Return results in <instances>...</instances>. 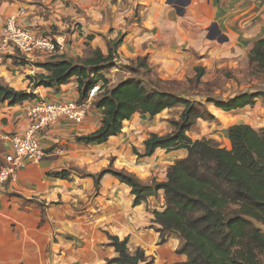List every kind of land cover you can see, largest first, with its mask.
Wrapping results in <instances>:
<instances>
[{
	"label": "crops",
	"instance_id": "0c3cea01",
	"mask_svg": "<svg viewBox=\"0 0 264 264\" xmlns=\"http://www.w3.org/2000/svg\"><path fill=\"white\" fill-rule=\"evenodd\" d=\"M64 4V0H34L30 3L4 0L0 5V26L9 17L18 16L24 8L26 15L20 19L24 25L41 32L50 26L63 27V21L56 19V7L61 8L59 13H65L68 7ZM138 4L143 12L141 25L126 23V26L115 28L108 37L115 39L122 31L124 38L119 54L123 60L145 55L154 61L174 59L178 64L177 70H180L185 62L188 63L185 51L192 47L204 61H209V65L228 63L232 66L240 64V61L246 64L254 42L264 37V0H137ZM102 38L98 36L95 45L107 53V43ZM14 50L2 46L0 33V53L7 56L5 66L0 68V82L17 90H25L29 81L12 64L16 57ZM81 51V48L78 52L72 50L69 55L80 56ZM39 57L45 61L46 56L43 55L26 59L31 63ZM33 66L35 69L32 70ZM27 67L34 74L46 71L33 64ZM33 92L39 98H80L76 78L58 89L40 86ZM261 99H257L253 107L234 111L249 113L242 120H258L254 113L257 108H262L264 112V99ZM25 104L26 101L10 105L8 101L0 100V136L25 132L29 128L30 120L23 107ZM209 109L218 121H222L224 113L233 112H223L215 105L214 109ZM163 113L157 116L162 117ZM157 116L148 118L150 122H155L156 119L160 120ZM141 117L137 113L131 120L124 121L122 133L103 144L79 143L76 139L100 127L102 115L97 109H92L82 123L62 119L45 131L42 137L46 151L44 158L39 162H30L19 171L16 180L0 189V264H116L107 262L118 256L115 248L108 245L107 232L122 240L128 237L130 251L133 253L137 248H142L148 257L154 259L153 264L187 259L185 255L177 253L183 239L170 232L162 239L158 231L161 226L153 221L154 211L165 207L163 190L157 196L135 205L131 188L113 174H105L97 188L93 177L74 170L78 168L86 173H100L111 163L109 157L115 155L112 168L134 173L146 183L156 179V171L163 168L162 177L156 180L164 181L167 168L176 160L186 157L188 151L159 148L152 156L140 158L141 161L133 158L132 144L128 142L133 140L135 147L138 146L136 143L142 147L148 136L145 134L139 140L140 132L134 131ZM212 133L210 130L207 137L217 141L222 139V146L231 148L228 136L221 138ZM190 136L193 140L201 139ZM121 142L122 145L119 144ZM7 150L8 141L1 139L0 167ZM139 151H142L141 148ZM161 154H165V157L157 162L156 158ZM149 164L154 166L153 170L147 168ZM71 169L70 179L50 175ZM151 174L153 177L149 179Z\"/></svg>",
	"mask_w": 264,
	"mask_h": 264
},
{
	"label": "trees",
	"instance_id": "16d2710c",
	"mask_svg": "<svg viewBox=\"0 0 264 264\" xmlns=\"http://www.w3.org/2000/svg\"><path fill=\"white\" fill-rule=\"evenodd\" d=\"M123 38L108 41L107 53L101 48L95 49L81 64L65 53L55 54L47 62H37L36 65L49 74L30 76L33 88L58 89L76 78L80 94L77 101L83 102L91 90L99 86L91 101V110L101 112V125L96 131L76 138L85 144H103L119 135L124 121L137 113L154 118L167 109L182 105L180 117L170 121L173 129L165 134L151 133L144 141V151L135 149V152L143 158L152 156L159 148L168 151L187 149L188 155L167 168L164 181L155 179L146 183L134 173L112 167L97 176H86L93 177L99 188L103 176L113 174L131 188L135 205L164 191L165 207L154 211L153 221L161 226L158 231L162 239L169 232L183 239L177 253L187 257L185 261L167 264H264V128L256 129L247 123L230 126L231 148L206 137L193 140L189 132L197 120H214L216 116L205 103L181 94L177 81L153 77L146 56H138L136 64L145 70L153 85L151 88L134 77L113 84L116 80L108 74ZM248 55L252 72L264 75V37L254 42ZM196 71L195 78L200 80L205 68L197 67ZM261 97L264 99V91H245L226 100L208 97L207 102L230 112L253 107ZM37 98L33 91L17 90L0 82V100L3 102L15 105ZM50 175L70 179L72 169ZM107 236L108 245L118 253L109 263H154L142 248L132 253L128 237L122 240L109 232Z\"/></svg>",
	"mask_w": 264,
	"mask_h": 264
},
{
	"label": "rangeland",
	"instance_id": "374dc122",
	"mask_svg": "<svg viewBox=\"0 0 264 264\" xmlns=\"http://www.w3.org/2000/svg\"><path fill=\"white\" fill-rule=\"evenodd\" d=\"M3 1L4 0H0V5L3 3ZM24 1L30 3L34 0ZM64 2V5L68 7V10L65 13H59L61 8H59L58 6L56 7V19H59V22L61 20L63 21V27H60L59 25L50 26L49 29L42 30V33L46 36L52 37L55 43H57V39H59L63 43V49L61 52L64 51L66 55H69L72 50L78 52V50L81 48L82 55L80 54V56L76 57L73 55L68 56L69 58L75 59V61L80 64L83 62V59L91 56L92 52L95 49L99 48L95 45V39L98 38V36L103 37L102 39H104V41L106 40L107 43L111 40L108 39V37L111 36V33L113 31H115V28L126 26V23H139L141 25L143 20L142 8L140 4L137 5V0H88L87 3L86 0H64ZM49 10L51 11V9ZM21 23H23V21ZM106 23H108V26ZM32 28L36 29L34 27ZM132 30L135 31V29L133 28ZM136 33L139 34V32ZM75 36H77V39ZM91 36L93 38H91ZM121 37H124V35H122V31H120L117 38ZM61 38H64V40H61ZM75 42H77V44H74ZM11 47L14 48L13 46ZM119 47L117 49V58L112 64L111 72L108 74L109 78L113 80L114 77V79L116 80L113 84H116L128 77H134L137 79H141L147 87L151 88L153 85L145 74V70L140 69L136 64L138 57H136L135 59L126 57V60H123L121 55L119 54ZM14 51L16 52V57L15 60L12 61V64L16 65L19 68L21 74L26 75V80L29 81V84L28 89L25 90L29 91L30 89V91H33V82L29 77L32 76L35 78V76H38L40 74L48 75L49 72L46 70L44 71V73L34 74L30 70L35 69V66L29 69L27 65H36L37 61L47 62L53 57V55L37 52L35 55L46 56L44 57L45 61H42L43 59L39 57V59H36L35 61L29 63L26 59L27 57L25 54L21 53L18 49H15ZM185 52L187 54L186 56H188V60H186L188 61V63L185 62V66H183L180 70H177L178 64L173 61L174 59L154 61L150 60V57L148 55H145L147 57L148 64L152 66L153 69L151 75L153 77H160L163 80L177 81L178 84L176 85H178V91L181 94L191 99L203 102L211 109H214V105L207 102L208 97L226 100L245 91H264V75H257L252 72L249 59L248 63L246 64L244 61H240V64L232 66H230L228 63L221 66H214L209 65V61H204L200 53L198 51H195V49H193L192 47L187 49ZM2 56L4 59L3 66H5L7 56H5V54H2ZM205 62L207 64H205ZM3 66H1L0 68H2ZM197 67L205 68L204 75L200 80H197L195 78L197 74ZM182 110V105L165 110L162 117L157 116V118H160V120L156 119L155 122H150L148 116L141 117V120L139 121L140 123L134 131L140 132V135L138 134V136H140L139 138H141L145 134H148V138L149 135L154 132H157L159 134L168 133L173 129L170 121L174 118L178 119L182 113ZM244 112L233 111L231 113H224V115L221 116L222 121H218L215 119H198L197 123L189 132V134L194 138H208L207 134H209L210 130H212V132L218 134L219 136H221V138H223L228 136L226 129L238 123H248L251 124V126L254 125L256 129L264 128V112L262 108H260L259 110L257 108V110H255L254 114L257 115L258 120H242L246 118V116H249L248 112ZM221 124H223L222 128L220 127ZM136 139L137 141L142 140V138L139 140L138 138ZM132 142L133 140L129 141L128 143L132 144L131 153L134 154V156L137 155L135 149L140 150L141 148L142 151L139 152L144 151V142L142 146L143 148L139 145V143H136L138 145V148L135 147L136 145L134 146ZM218 142H220L221 145L224 144V141L222 139ZM119 144L122 145V142ZM111 156L112 157H109L111 163H108L107 166L109 168L112 167L111 165L116 160L115 155ZM134 156L133 158H137L136 160L141 161L138 155L135 157ZM164 157L165 154H161L158 158H156V161H163ZM107 167L105 168L107 169ZM147 168L153 170L154 166L149 164ZM75 170L79 173H82L83 175L91 174L86 173L84 169L75 168ZM161 171L163 172V168L162 170L156 171V179L162 177ZM98 174L99 173L95 175L97 176ZM146 174H148V172ZM152 177L153 174L150 175L149 179H152ZM109 260L107 261L108 263Z\"/></svg>",
	"mask_w": 264,
	"mask_h": 264
},
{
	"label": "built area",
	"instance_id": "2783aa9c",
	"mask_svg": "<svg viewBox=\"0 0 264 264\" xmlns=\"http://www.w3.org/2000/svg\"><path fill=\"white\" fill-rule=\"evenodd\" d=\"M17 15L9 17L0 26L3 47L13 46L27 57L34 56L37 52L48 55L61 53L63 43L59 39L55 43L52 37L21 23L20 19L26 15V9L22 8ZM3 64L4 59L0 53V67ZM98 89L99 86H95L88 99L83 102L64 97H42L23 106L30 120L29 128L25 132L0 136V140L8 141V150L0 167V189L16 180L19 171L30 162H39L44 158L46 151L42 145V137L48 128L62 119L77 123L87 119L91 111V101Z\"/></svg>",
	"mask_w": 264,
	"mask_h": 264
}]
</instances>
